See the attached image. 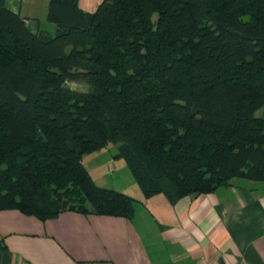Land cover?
<instances>
[{
	"label": "trees",
	"instance_id": "trees-1",
	"mask_svg": "<svg viewBox=\"0 0 264 264\" xmlns=\"http://www.w3.org/2000/svg\"><path fill=\"white\" fill-rule=\"evenodd\" d=\"M0 0V210L131 220L83 157L112 143L145 199L264 181V0Z\"/></svg>",
	"mask_w": 264,
	"mask_h": 264
},
{
	"label": "crops",
	"instance_id": "crops-1",
	"mask_svg": "<svg viewBox=\"0 0 264 264\" xmlns=\"http://www.w3.org/2000/svg\"><path fill=\"white\" fill-rule=\"evenodd\" d=\"M101 1L78 4L93 12ZM48 3L5 0L39 30L54 32ZM104 149L85 155L83 163L93 165ZM118 161L122 170L105 186L137 199L131 220L75 211L40 220L17 209L0 210V264H264V181L235 178L211 193L145 199Z\"/></svg>",
	"mask_w": 264,
	"mask_h": 264
},
{
	"label": "rangeland",
	"instance_id": "rangeland-1",
	"mask_svg": "<svg viewBox=\"0 0 264 264\" xmlns=\"http://www.w3.org/2000/svg\"><path fill=\"white\" fill-rule=\"evenodd\" d=\"M117 151V145L115 144H108L105 149L98 155L97 158L94 157H90V158H94L93 159V165H90L86 163V165L84 164V167L87 169V171L89 172V174L91 175V177L93 178L94 182L97 185H101L102 187H106L105 185H109L108 183H110L109 181V177L111 176V174L117 173L119 171L122 170L121 165L119 164L120 160L126 167H124L127 172H128V167L124 161V159L122 158H117V159H112V157L110 156L111 153L112 155H114V153ZM96 152V151H95ZM93 153V152H92ZM91 154V153H89ZM94 156V155H91ZM130 172V170H129ZM109 187V186H107ZM106 187V188H107Z\"/></svg>",
	"mask_w": 264,
	"mask_h": 264
},
{
	"label": "built area",
	"instance_id": "built-area-1",
	"mask_svg": "<svg viewBox=\"0 0 264 264\" xmlns=\"http://www.w3.org/2000/svg\"><path fill=\"white\" fill-rule=\"evenodd\" d=\"M234 264H244L243 262H236V263H234Z\"/></svg>",
	"mask_w": 264,
	"mask_h": 264
}]
</instances>
